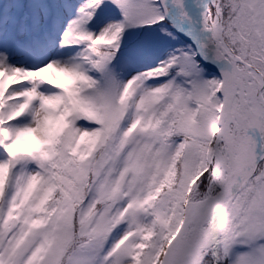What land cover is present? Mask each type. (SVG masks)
Wrapping results in <instances>:
<instances>
[{"label":"snow or ice","instance_id":"snow-or-ice-1","mask_svg":"<svg viewBox=\"0 0 264 264\" xmlns=\"http://www.w3.org/2000/svg\"><path fill=\"white\" fill-rule=\"evenodd\" d=\"M0 4V264H264V0Z\"/></svg>","mask_w":264,"mask_h":264},{"label":"rangeland","instance_id":"rangeland-1","mask_svg":"<svg viewBox=\"0 0 264 264\" xmlns=\"http://www.w3.org/2000/svg\"><path fill=\"white\" fill-rule=\"evenodd\" d=\"M0 6H4V5L0 4Z\"/></svg>","mask_w":264,"mask_h":264}]
</instances>
